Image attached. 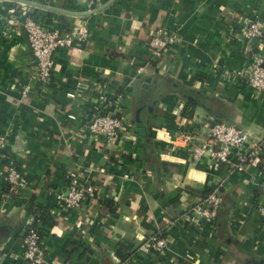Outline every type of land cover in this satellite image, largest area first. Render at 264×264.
Segmentation results:
<instances>
[{
	"label": "crops",
	"instance_id": "1",
	"mask_svg": "<svg viewBox=\"0 0 264 264\" xmlns=\"http://www.w3.org/2000/svg\"><path fill=\"white\" fill-rule=\"evenodd\" d=\"M21 1L0 0V137L25 176L9 189L0 159L1 264H21L30 218L41 210L46 264H118L128 256L130 264H264L260 167L231 172L230 163L193 155L215 120L247 131L246 148L264 136V93L246 79L249 52L264 57V38L247 43L239 34L245 21L264 19V0H101L91 12L86 0L31 6L47 27L89 29L79 47L56 51L46 84L34 76L22 25L4 28ZM158 26L181 40L152 61L146 41ZM79 82L88 87L70 97ZM99 93L124 94L130 126L111 145L86 130ZM75 179H90L98 194L66 209L57 195ZM221 181L216 218L192 216L194 202ZM158 227L166 250L139 252Z\"/></svg>",
	"mask_w": 264,
	"mask_h": 264
},
{
	"label": "built area",
	"instance_id": "2",
	"mask_svg": "<svg viewBox=\"0 0 264 264\" xmlns=\"http://www.w3.org/2000/svg\"><path fill=\"white\" fill-rule=\"evenodd\" d=\"M51 0H26L21 1L18 7L14 6L8 10L5 16V29L13 28L15 31L19 25L24 26L29 44L36 58L34 76L38 81L46 84L50 81L55 67V53L58 49L67 47H79L89 37L87 26H75L66 32L58 28L47 27L37 16H32L31 6H49ZM101 0H86L85 11L91 12ZM240 37L245 42L253 39L264 38V19L254 18L247 20L240 27ZM181 40L178 31L158 26L152 30L146 41V47L152 61H158L170 47ZM249 47V46H248ZM248 49V48H247ZM249 62L246 69L247 83L258 93H264V57L257 50H250ZM142 67L137 73H142ZM229 75L230 70H225ZM88 85L79 82V91L69 92L70 97L76 96L77 92L84 91ZM27 88L23 90V97L26 96ZM124 94L120 93L118 99H113L108 93H99L96 97V105L88 115L86 130L91 138H104L107 144H114L123 135V131L130 126L128 116L121 105ZM70 118L76 115L69 114ZM249 133L244 129L223 121L215 120L208 125L207 138L193 148V155L196 159L208 158L217 165L229 164L231 172L243 171L247 165L260 167L263 176L264 189V136L249 148ZM6 139L0 137V159L4 160V180L13 187L22 186L25 183V176L22 168L5 151ZM106 157V156H105ZM100 171H105L103 167ZM223 181L201 198H198L191 206L192 216L205 221H213L223 202L222 187ZM98 191L95 184L86 179L79 181L71 180L66 193L58 194L57 197L66 209H80L85 203L97 197ZM259 211L264 215V202L259 206ZM34 217L30 218V225L24 235V251L21 264H46V253L43 247V227L41 222L33 225ZM168 246L166 230L157 228L148 236L143 237L138 246L139 252L163 253ZM131 257L124 259L117 258L118 264H130ZM1 264V262H0ZM66 264H74L67 261Z\"/></svg>",
	"mask_w": 264,
	"mask_h": 264
},
{
	"label": "trees",
	"instance_id": "3",
	"mask_svg": "<svg viewBox=\"0 0 264 264\" xmlns=\"http://www.w3.org/2000/svg\"><path fill=\"white\" fill-rule=\"evenodd\" d=\"M32 16H36L33 12L30 13ZM18 164V163H17ZM19 165V164H18ZM5 186H7L9 189H14V187L6 181V184ZM264 191V189H263ZM106 204L108 206H110V209H113L115 207V203L112 199H109V201H106ZM48 219V216H47V213L43 210L39 211V212H36L35 216H34V221H33V225H38L39 222H41V224H45L46 223V220ZM42 231H43V227L40 228ZM155 252V251H153Z\"/></svg>",
	"mask_w": 264,
	"mask_h": 264
},
{
	"label": "water",
	"instance_id": "4",
	"mask_svg": "<svg viewBox=\"0 0 264 264\" xmlns=\"http://www.w3.org/2000/svg\"><path fill=\"white\" fill-rule=\"evenodd\" d=\"M21 29H22V32H23V35H24V37H25V41H26V44H27V47H28V54H29L33 59L36 60V58H35V56H34V53H33V50H32V48H31V46H30V44H29V40H28V36H27V32H26L24 26H22ZM35 63H36V61H35ZM140 130L143 132L144 128L141 127Z\"/></svg>",
	"mask_w": 264,
	"mask_h": 264
}]
</instances>
